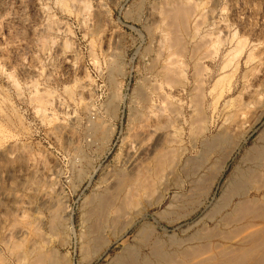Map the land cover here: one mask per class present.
Returning <instances> with one entry per match:
<instances>
[{
    "label": "rangeland",
    "instance_id": "rangeland-1",
    "mask_svg": "<svg viewBox=\"0 0 264 264\" xmlns=\"http://www.w3.org/2000/svg\"><path fill=\"white\" fill-rule=\"evenodd\" d=\"M61 1L0 0V264L40 255L45 264H116L129 248L157 264L164 257L151 244L165 257L241 246L228 237L237 203L264 206V0ZM174 5L188 12L172 31L178 45L163 14ZM159 149L177 155L160 183L151 169ZM138 176L157 192L113 222L129 190L123 179ZM113 195L106 222L98 204ZM146 226L156 232L143 240ZM99 239L110 242L106 252Z\"/></svg>",
    "mask_w": 264,
    "mask_h": 264
},
{
    "label": "bare ground",
    "instance_id": "bare-ground-1",
    "mask_svg": "<svg viewBox=\"0 0 264 264\" xmlns=\"http://www.w3.org/2000/svg\"><path fill=\"white\" fill-rule=\"evenodd\" d=\"M62 1H64V0H62ZM61 1V2H62ZM177 3V2H176ZM175 3V4H176ZM178 4V3H177ZM181 4H182V2H181ZM175 6V5H174ZM179 6V5H178ZM174 7V8H172V10H171V8L167 11H165V13H163V14H166L165 16H166V18L168 19V22H169V24H170V27H172L173 28V30H171V28H169L171 31V33L173 34L174 32H172V31H174V27H175V25L177 26V21L180 19H183L184 20V15H186V13H187V15H188V12H186L185 10H187V8L185 9V7L184 6H180V7ZM173 7V6H172ZM162 14V15H163ZM165 16H164V18H165ZM187 19H188V17H187ZM166 20V19H165ZM164 20V21H165ZM179 20V21H180ZM183 20H181V22L180 23H182V24H185V23H183L182 21ZM186 20V19H185ZM167 21V20H166ZM179 21H178V24H179ZM186 22V21H185ZM168 24V25H169ZM187 24V23H186ZM180 26H181V24H180ZM184 26H186V25H183L182 27L184 28ZM169 27V26H168ZM193 28V27H192ZM188 29V28H187ZM175 30H176V28H175ZM183 30V29H182ZM178 31V30H177ZM186 31V30H185ZM176 34H178V33H176ZM175 33H174V35H173V37H172V35H171V38H173V40L170 38V40L171 41H173V43H175V45H178L177 44V41L179 42V40H177V38L176 37H178L177 35H176ZM176 35V36H175ZM179 35V34H178ZM181 36V35H180ZM178 38H180V37H178ZM169 40V41H170ZM168 41V40H167ZM166 41V42H167ZM181 42V41H180ZM163 43V42H162ZM164 43H165V41H164ZM170 43V42H169ZM168 43V45H167V48H168V46H170L171 44H169ZM172 43V42H171ZM185 44V43H184ZM175 45H172V46H174L175 47ZM181 45H182V43H181ZM181 46H179V48H180ZM202 47V46H201ZM177 48H178V46L176 47V51H177ZM185 48V47H184ZM170 49V48H169ZM172 49V48H171ZM175 50V49H174ZM183 51V46H182V48L181 49H179V51ZM170 51V50H169ZM172 51V50H171ZM173 52V51H172ZM173 53H175V52H173ZM178 53V52H177ZM199 59V58H198ZM196 65V64H195ZM171 66V65H170ZM165 68H167V66L165 67ZM169 68V67H168ZM177 68V67H176ZM196 69H197V67H195ZM174 69V68H173ZM166 70H169V69H165V70H163V71H166ZM172 69H170V71H171ZM160 71V70H159ZM174 71V70H173ZM175 71H176V69H175ZM175 71L174 72H172V73H175ZM178 71V70H177ZM176 71V72H177ZM168 72V71H167ZM167 72H165V73H167ZM163 73V72H162ZM164 73V74H165ZM168 73H170V72H168ZM178 73H179V71H178ZM166 75V74H165ZM169 74H167V76H168ZM179 75V74H178ZM167 76H165V78L167 77ZM171 76H174V75H171L170 74V79H169V77H168V80H170V82L172 83V81H175V82H173V83H176L177 81V79L175 80H172L171 81V79L173 78V77H171ZM180 76H181V74H180ZM180 76H178V77H180ZM175 77V76H174ZM177 77V78H178ZM167 79V78H166ZM224 79H225V77H224ZM167 80V81H168ZM180 82H181V79H178ZM184 80V79H183ZM222 80H223V78H222ZM167 81H166V83H167ZM185 81V80H184ZM179 82V84H182V85H184L182 82L180 83ZM168 83H169V81H168ZM178 84V82L176 83V85ZM178 84V85H179ZM175 86V85H174ZM180 86V85H179ZM200 86V85H199ZM219 86V85H218ZM193 91V90H192ZM197 97H198V95H197ZM199 97H202V96H199ZM198 97V99H200ZM38 98V97H37ZM201 101H202V99H201ZM230 101V100H229ZM41 102V100L39 101V103ZM231 102V101H230ZM40 105H41V103H40ZM44 105V104H43ZM199 105H200V103H199ZM199 105H197V106H199ZM194 106V105H193ZM196 106V110L197 109H199L200 108V106H199V108ZM227 106V105H226ZM173 107V106H172ZM179 109V108H178ZM227 109V108H226ZM159 111V110H158ZM198 111H200V109L199 110H197V112ZM201 112V111H200ZM233 112V111H232ZM44 113V112H43ZM173 114V113H172ZM196 114V113H195ZM199 114V112L197 113V115ZM233 116H234V114H232ZM192 117V116H191ZM183 118V117H182ZM198 118V117H197ZM199 119V118H198ZM205 119V118H204ZM200 120V119H199ZM198 121V120H197ZM234 121V120H233ZM199 122V124H200V121H198ZM235 122V121H234ZM174 124V123H173ZM157 126V125H156ZM98 127V126H97ZM100 127V126H99ZM197 127V126H196ZM202 127V126H201ZM113 129V128H112ZM198 130V129H197ZM196 130V131H197ZM200 131H202V130H199L198 131V133H200ZM193 133H195L194 131H193ZM262 133V132H261ZM196 134V133H195ZM218 135V134H217ZM227 135H229L228 133H227ZM170 136V135H169ZM180 136V135H179ZM220 136V135H219ZM223 136V135H222ZM230 136V135H229ZM224 137H226V135L224 136ZM223 137V138H224ZM167 138V137H166ZM235 138V137H234ZM260 138H261V140H263V142H264V132L260 135ZM218 140V139H217ZM212 141V140H211ZM210 141V142H211ZM226 141V140H225ZM258 141V140H257ZM171 142V141H170ZM215 142H217V141H215ZM218 142H220V140L218 141ZM221 142H223V141H221ZM164 143V142H163ZM213 143V142H212ZM211 143V144H212ZM170 144V143H169ZM205 144V143H204ZM210 144V145H211ZM216 144H218V143H216ZM220 144H222V143H220ZM225 144V143H224ZM215 144H213L212 146H214ZM166 146V145H165ZM215 146H217V145H215ZM218 146H219V144H218ZM261 146V145H260ZM163 147V146H162ZM169 147V146H168ZM167 147V148H168ZM166 148V149H167ZM173 148V147H172ZM214 148V147H213ZM213 148H211V149H213ZM218 148V147H217ZM223 148V147H222ZM164 149V148H163ZM169 149V148H168ZM167 149V150H168ZM175 149V148H174ZM256 149V148H255ZM254 149V150H255ZM260 151H259V153H257V155H256V157L257 156H259V155H264V146H261L260 147ZM180 150V149H179ZM214 150V149H213ZM215 150H217L216 148H215ZM161 151V152H160ZM166 151V150H165ZM170 151V150H169ZM177 151H178V149H177ZM171 152L172 151H170V153L168 152V153H166V152H164L163 150H160L159 149V151L155 154V159L156 160H152L154 163H152V164H154L153 165V167L151 168V167H148L149 169L151 168L152 169V173L154 174V175H152V177L153 176H155V179L156 180H158V179H162V178H164V177H161L164 173V171L167 169V166L168 165H170V167L169 168H171L174 164H169V162L170 163H172V161L173 160H171L172 159V157H173V155L175 154L174 152H172L173 153V155L171 156L170 154H171ZM206 152H208V151H206ZM206 152H205V154H206ZM227 152V151H226ZM256 152V151H255ZM171 156V158L169 157V155ZM179 155V154H178ZM224 155H225V153H224ZM175 156H177V155H175ZM174 156V157H175ZM222 156V155H221ZM252 156V155H251ZM173 157V158H174ZM253 157H254V155H253ZM153 158H154V156H153ZM178 158V157H177ZM249 158V157H248ZM258 158V157H257ZM256 158V159H257ZM176 159V158H175ZM174 159V160H175ZM178 159H180V158H178ZM177 159V160H178ZM252 160H254V161H256L255 159H253V158H251ZM261 159V158H260ZM264 159V158H263ZM184 162V161H183ZM200 162V161H199ZM219 162V161H218ZM260 162V161H259ZM262 162V161H261ZM180 163H181V161H180ZM198 163V162H197ZM196 163V164H197ZM220 163V162H219ZM145 164V163H144ZM186 164V163H185ZM189 164V163H188ZM193 164V163H192ZM146 165V164H145ZM147 165L149 166V164L147 163ZM176 165V164H175ZM183 165V164H182ZM263 165V164H262ZM151 166V165H150ZM261 166V165H260ZM264 166V165H263ZM147 167V166H146ZM212 167V166H211ZM259 167V166H258ZM143 168V167H142ZM145 168V167H144ZM148 168H146V171L148 172ZM167 169L168 171L170 170V169ZM264 168V167H263ZM262 168V169H263ZM181 169H184V166H183V168H181ZM215 169V168H214ZM260 169V168H259ZM210 170V169H209ZM144 171V170H143ZM167 171V173H170V172H168ZM223 171V170H222ZM249 171V170H248ZM150 172H151V170H150ZM175 172V171H174ZM173 173V172H172ZM249 173V172H248ZM256 173H258V172H256ZM255 173V175L256 176H258L257 174ZM176 174V173H175ZM208 174V173H207ZM260 174V173H259ZM78 176V175H77ZM121 176V175H120ZM163 176H166V175H163ZM213 176V175H212ZM211 176V177H212ZM254 176V175H253ZM253 176H249V180H251V179H253L254 180V178L255 177H253ZM119 177V176H118ZM124 177V176H123ZM142 177H144V176H142ZM142 177H136V178H138V179H136V180H129V179H123L124 181H122V183H121V185H120V187L123 189V187L125 186V187H128L127 189H129L128 190V194H125V193H123V195L125 194V198H120V200L122 199V201H120L119 203H120V205H119V207H116L114 210H115V214H114V211L112 212V214L113 215H115V218L113 219H111V220H114L113 222H116V221H118L121 217H124V215H125V213H127L126 211L129 209V211H130V208L131 207H133V209H134V207L137 205V200H138V198H140V197H146L147 195H149L150 193H151V191H153L154 189L152 188L153 187V182H152V184H151V182H149L150 180H152V179H150L149 178V181H147L148 180V178L147 177H145V178H143L144 180H140V178L142 179ZM149 177H150V175H149ZM253 177V178H252ZM147 178V179H146ZM166 178V177H165ZM199 178V177H198ZM241 178H242V176H241ZM246 178V177H245ZM135 179V178H134ZM146 179V180H145ZM178 179V178H177ZM200 179V178H199ZM210 179V178H209ZM236 179V178H235ZM246 179H248V178H246ZM256 179V178H255ZM197 180V179H196ZM201 180V179H200ZM204 180V179H203ZM257 181H258V179H256ZM264 180V179H263ZM153 181H155V180H153ZM159 182L158 183H160V180H158ZM161 181H163V179L161 180ZM198 181V180H197ZM206 181V180H205ZM205 181H202V182H205ZM255 181V180H254ZM180 182V181H179ZM237 182V181H236ZM260 181H258V182H256L255 181V183H259ZM120 183V182H119ZM167 183H168V181H167ZM253 184V181L252 182H250V184ZM264 183V182H263ZM181 184V183H180ZM207 184V183H206ZM237 184H240L239 183V181L237 182ZM246 184H248V181H247V183ZM245 184V185H246ZM251 184V185H252ZM168 185V184H167ZM182 185V184H181ZM201 185V184H200ZM251 185H249V186H251ZM256 185V184H255ZM158 186H162L161 184L160 185H158ZM235 186V185H234ZM239 186V185H238ZM237 186V187H238ZM258 186H259V184H258ZM258 186H256V189L255 190H257V187ZM261 186H263L262 185V183H261V185L259 186V188L261 187ZM211 187V186H210ZM240 187V186H239ZM164 188V187H163ZM182 188V187H181ZM201 188V187H200ZM208 188V187H207ZM226 188V187H225ZM235 188V187H234ZM252 188H253V186H252ZM259 188H258V190H259ZM262 189L264 188V187H261ZM260 188V189H261ZM112 189V188H111ZM157 189H158V187H157ZM156 189V190H157ZM166 189V188H165ZM205 189V188H204ZM230 189V188H229ZM231 191L229 192V197H230V195L232 196L233 195V191H235V189H233L232 187H231ZM240 189H241V187H240ZM240 189L238 188L237 190H239L240 191ZM108 190V189H107ZM121 190V189H120ZM156 190H154V193L155 192H157ZM236 190V191H237ZM243 190V189H242ZM241 190V191H242ZM104 191H106V190H104ZM191 191V190H190ZM202 191V190H201ZM200 191V192H201ZM204 191V190H203ZM208 191H209V189H208ZM228 191L229 190H227V192H222V194L220 195L221 196V198L219 199V201H218V207L222 210L223 208H226L227 207V205H228V203H229V197H228ZM239 191H237V192H239ZM244 191V190H243ZM120 192V191H119ZM122 192V191H121ZM120 192V193H121ZM236 192V193H237ZM117 193V192H116ZM245 193L247 194V192H246V190H245ZM244 193V194H245ZM204 195H205V193H203ZM239 193H237V195H238ZM244 194H242V192H241V194L240 195H244ZM109 195H110V193H109ZM117 195V194H116ZM115 195V197H114V195L112 196V197H114V200H113V198H112V201L110 200L111 199V195L110 196H106L107 198H109L110 197V199L108 200L107 198H100V199H102V200H100L99 201V199H98V201H99V204H98V209H101V211L100 212H98V214H100L99 215V217H104L105 218V221L107 220L106 219V217L108 218V216H110V215H104V216H102V214H104V209L106 208V207H108V206H110L109 204H111V205H113V201L115 202L116 200L115 199H117V196H119V195H117L116 196ZM151 195H152V193H151ZM156 195V194H155ZM176 195V194H175ZM206 195H207V193H206ZM234 195H235V193H234ZM237 195H235V196H237ZM99 196V195H98ZM100 196H102V195H100ZM158 196V195H157ZM177 196V195H176ZM263 196V195H262ZM93 197V196H92ZM234 197V196H233ZM238 197V196H237ZM244 197H245V195H244ZM98 198V197H97ZM149 198H150V196H149ZM177 198V197H176ZM218 198V197H217ZM239 198V197H238ZM237 198V199H238ZM246 198V197H245ZM107 199V200H106ZM145 199V198H144ZM230 199H232V197H230ZM262 199H264V198H262ZM95 200H97V199H95ZM153 200V199H152ZM254 200H256V199H254ZM248 201V200H241L239 203H237V205H236V207H235V210L233 211L234 212V214H233V216H234V218L232 219V220H234V222H235V224L237 225V227L233 230V229H230V230H233L232 231V233L230 234V236L228 235V237H229V239L230 240H233L234 241V239L235 240H238L240 243H241V246H239V247H235V249H233V247H232V249H231V246L229 247L230 249H226V246H224V244L225 243H223V246L225 247V248H220V246L218 247L219 249H215L214 251H212L211 249H210V244L208 245L209 247H202V246H204V245H200V244H198V245H200V247L199 248H195V249H193L192 251L190 250L188 253H186V251L185 250H181V252L179 251L178 253H176L177 255H175V252H174V254H171V257H169V256H167V257H165L166 255H163L161 252H160V248H156V247H158L157 245H156V247H154L152 244V246L150 245L149 247H153L155 250H153V252L152 251H150L151 252V254H153V256L155 255V256H157V255H159V257L161 258V257H164V258H161L160 259V261L158 262V261H156V262H158L157 264H264V206H262V207H258L257 205H256V203H255V201ZM97 201V202H98ZM112 202V203H110V202ZM143 201V200H142ZM261 201V200H260ZM122 202V203H121ZM172 202V201H171ZM232 202V201H231ZM238 202V201H237ZM253 202V203H252ZM259 202V201H258ZM216 203V202H215ZM147 204H149V202L147 203ZM195 204V203H194ZM234 204V203H233ZM236 204V203H235ZM141 205V204H140ZM260 205H262V204H260ZM264 205V204H263ZM97 206V205H96ZM115 206H116V204H115ZM186 206V205H185ZM191 206V205H190ZM217 206L215 205V207H216V209H217ZM226 206V207H225ZM95 207V206H94ZM92 208L91 210L93 211V209H96V208ZM137 207V206H136ZM193 207V206H192ZM111 208V207H110ZM143 208V207H142ZM149 208V207H148ZM171 208H173V207H171ZM103 209V210H102ZM132 209V210H133ZM214 209V208H213ZM215 209V210H216ZM233 209V208H232ZM90 210V211H91ZM97 210V209H96ZM96 210H95V212H96ZM105 210H107V208L105 209ZM110 209H108V211H109ZM137 210V209H136ZM220 210V211H221ZM102 211H103V213H102ZM217 211V210H216ZM94 212V211H93ZM92 212V213H93ZM107 212V211H106ZM133 212H135V211H133ZM163 212V211H162ZM171 212V211H170ZM212 212V211H211ZM232 212V213H233ZM102 213V214H101ZM136 213V212H135ZM167 213V212H166ZM208 213V212H207ZM221 213V212H220ZM88 214V213H87ZM91 214V213H90ZM96 214V213H95ZM107 214H108V212H107ZM128 214V213H127ZM129 214H130V212H129ZM128 214V215H129ZM209 214V213H208ZM57 215V214H56ZM93 215H94V213H93ZM92 214H91V216H93ZM164 214H162V216H163ZM166 215H168V214H166ZM215 215V214H214ZM217 215V214H216ZM106 216V217H105ZM182 216V215H181ZM211 216V215H210ZM229 216H230V214H229ZM233 216H230V217H233ZM89 217V216H88ZM96 217L97 218H94V220L95 219H98V216L96 215ZM160 217V216H159ZM180 217V216H179ZM204 217V216H203ZM202 217V218H203ZM167 218V217H166ZM221 218H223V217H221ZM246 218H256L258 221H260V223L257 225V223L255 224V226L253 227V222H252V228H251V224H247V223H244L245 222V219ZM124 219V218H123ZM126 219V218H125ZM127 219H129L128 217H127ZM126 219V221L125 222H123L122 221V223H124V225L122 226V223L121 222H117V224L118 223H120V225L122 226V229H121V231H123V233L125 234L127 231H129L128 229L132 226V221H128ZM139 219V218H138ZM208 219V218H207ZM225 220L226 219H229V218H224ZM231 219V218H230ZM230 219H229V221H227V222H231L230 221ZM93 220V221H94ZM103 221H104V219H102ZM101 220V223H104L103 221ZM134 220V219H133ZM135 220H136V218H135ZM108 221V220H107ZM106 221V222H107ZM222 221V220H221ZM257 221V222H258ZM84 222V221H83ZM96 222H97V220H96ZM105 222V223H106ZM210 222V221H209ZM233 222V221H232ZM232 222H231V224H232ZM233 222V223H234ZM104 223V224H105ZM135 223V222H134ZM226 223V222H225ZM249 223V222H248ZM251 223V222H250ZM103 224V225H104ZM107 224V223H106ZM138 224V223H137ZM239 224H240V226H239ZM52 225H54V224H52ZM51 225V226H52ZM58 225V224H57ZM116 225V224H115ZM147 225V224H146ZM150 225V224H149ZM227 225V224H226ZM95 226H96V224H95ZM99 226L101 227V225H99L98 224V226H96V227H98V230H99ZM133 226H135V225H133ZM152 226V225H151ZM151 226H146L145 228H142L140 231H139V235L140 234H142V233H144V232H146V233H144V234H146V237H142L143 238V240L144 239H146L148 236H150V235H152V234H155V232H156V230H155V228L154 227H151ZM228 226H230V225H228ZM150 227V228H149ZM213 227V226H212ZM234 227V226H233ZM102 228V227H101ZM114 228V227H113ZM119 228H120V226H119ZM222 228V227H221ZM94 229H95V227H94ZM132 229V228H131ZM203 229V228H202ZM208 230V229H207ZM215 230V229H214ZM95 231V230H94ZM93 231V232H94ZM166 231V230H165ZM205 231V230H204ZM216 231V230H215ZM214 231V232H215ZM92 232V233H93ZM99 232V231H98ZM97 232V233H98ZM101 232V231H100ZM209 232V231H208ZM211 232H213V230L211 231ZM219 232V231H218ZM89 233V232H88ZM207 233V232H206ZM216 234H217V232H215ZM215 233H213L212 235H214ZM225 233V232H224ZM224 233H223V236H224ZM83 234V233H82ZM93 234H95V233H93ZM216 234H215V237L214 238H217V236H216ZM219 234H220V232H219ZM222 234V233H221ZM137 235V234H136ZM157 235V234H156ZM206 235H208V234H206ZM209 235H210V233H209ZM227 235V234H226ZM120 236V235H119ZM142 236V235H141ZM140 236V237H141ZM211 236V235H210ZM220 236V235H219ZM222 236V235H221ZM118 237V236H117ZM136 237V236H135ZM202 237H203V235H202ZM207 237V236H206ZM228 237H223L225 240H227L226 238H228ZM83 238V237H82ZM85 238V237H84ZM208 238V237H207ZM206 238V239H207ZM86 239H88V238H86ZM136 239V238H135ZM139 239V238H138ZM141 239V238H140ZM155 239V238H154ZM198 239V238H197ZM205 239V240H206ZM211 239V238H210ZM222 239V238H221ZM89 240V239H88ZM171 239H169V241H170ZM176 240V239H175ZM174 240V241H175ZM186 240V239H185ZM184 240V241H185ZM192 240V239H191ZM203 240H204V237H203ZM208 240H209V238H208ZM229 240V241H230ZM99 242H97V245L99 244V246L101 245L102 246V250L103 251H105L106 252V250L108 249V247H109V245H110V242H105V241H103L102 239H99L98 240ZM136 241H138V240H136ZM158 241V240H157ZM160 241V240H159ZM172 241V240H171ZM232 241V242H233ZM84 242V241H83ZM90 242H91V239H90ZM141 242H142V239H141ZM176 242V241H175ZM178 242V241H177ZM181 242V241H180ZM182 242H183V240H182ZM228 242V241H227ZM231 242V241H230ZM87 243V242H86ZM94 243H96V241L94 242ZM88 244V243H87ZM86 244V245H87ZM164 244V243H163ZM186 244V243H185ZM144 245V244H143ZM177 245V244H176ZM178 245H180L181 246V244H179L178 243ZM184 245V244H183ZM225 245H227V244H225ZM232 245V244H231ZM173 246V245H172ZM175 246V245H174ZM188 246V245H187ZM213 247H215L214 245H212ZM223 246H221V247H223ZM90 247V246H89ZM94 247H98V246H95L94 245ZM142 247V246H141ZM184 247V246H183ZM198 247V246H197ZM228 247V246H227ZM90 248H92V247H90ZM129 248V247H128ZM152 248V249H153ZM188 248H190V247H188ZM216 248V247H215ZM100 249V248H99ZM168 249V248H167ZM179 249V248H178ZM214 249V248H213ZM82 250V249H81ZM84 251H85V249H83ZM97 250V249H96ZM101 250V251H102ZM177 250V249H176ZM94 251V250H93ZM178 251V250H177ZM33 252V251H32ZM87 252V251H86ZM92 252V251H91ZM139 249L138 248H136V250H133V248H129V249H127V252L125 253V255H124V253H122V254H120V255H118L116 258H115V260H114V262L116 261V262H118V263H116V264H151L152 263V261H150L151 263H148L147 262V258H140L139 256ZM43 253V252H42ZM94 253H96V252H94ZM99 253V252H98ZM102 253V252H101ZM85 255H86V253H84ZM87 254H89L88 252H87ZM33 255V254H32ZM36 255V254H35ZM39 255H40V253H39ZM38 255V256H39ZM95 255V254H94ZM87 256V255H86ZM97 256V255H96ZM151 256V255H150ZM172 256H174V257H172ZM179 257V258H181V260H179V259H176L175 257ZM36 257V256H35ZM45 255H40L39 257H37V261H35V264H45V261H44V259H45ZM60 257V256H59ZM88 257V256H87ZM142 257H143V255H142ZM146 257V256H145ZM29 258V257H28ZM52 258V257H51ZM51 258H48L49 259V261H50V259ZM84 258H86V257H84ZM156 258V257H155ZM47 259V258H46ZM47 259V260H48ZM88 259V258H87ZM86 259V260H87ZM126 259V260H125ZM157 259V258H156ZM56 260V259H55ZM53 258L51 259V263H53V264H64L63 262H56ZM60 260V259H59ZM63 260H65V259H63ZM83 260V259H82ZM85 260V261H86ZM151 260V259H150ZM155 260V259H154ZM48 261V262H49ZM58 261V260H57ZM84 261V260H83ZM32 262V261H31ZM47 262V263H48ZM67 262V261H66ZM69 262V261H68ZM46 263V264H47ZM30 264V263H29ZM155 264V263H154Z\"/></svg>",
    "mask_w": 264,
    "mask_h": 264
}]
</instances>
